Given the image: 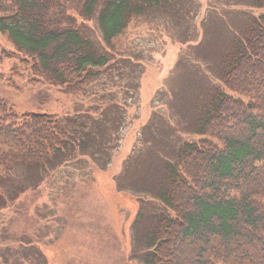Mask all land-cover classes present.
<instances>
[{"label": "trees", "instance_id": "obj_1", "mask_svg": "<svg viewBox=\"0 0 264 264\" xmlns=\"http://www.w3.org/2000/svg\"><path fill=\"white\" fill-rule=\"evenodd\" d=\"M186 3L0 0V33L34 78L72 93L115 64L110 62L133 21L159 14L177 18ZM249 3L263 12L250 15L227 45L213 51L214 63L208 62L219 84L190 109L196 139L184 141L171 157L159 154L161 171L139 187L161 207L145 214L142 206L149 202L141 204L135 215L133 225L142 226L136 249L141 264H264V0ZM93 17L97 42L86 23ZM113 110L101 119L84 112L18 114L0 98V210L25 189L12 188L18 165L41 170L83 154L107 165L104 144L122 114L112 116ZM149 131L138 148L154 138ZM3 248L12 252L7 264H46L38 247L24 249L25 257Z\"/></svg>", "mask_w": 264, "mask_h": 264}, {"label": "rangeland", "instance_id": "obj_2", "mask_svg": "<svg viewBox=\"0 0 264 264\" xmlns=\"http://www.w3.org/2000/svg\"><path fill=\"white\" fill-rule=\"evenodd\" d=\"M183 8L177 18L159 14L133 21L110 62L115 64L72 93L34 78L0 33V98L14 112H84L95 119L109 109L116 108L112 116L122 112L104 144L107 165L83 154L41 170L14 168L9 187L25 189L0 210V264L12 255L3 247L16 249V257L38 247L46 264H141L136 249L142 226L133 225L135 215L141 204L149 202L142 206L145 214L161 207L139 187L161 171L160 155L171 157L184 141L196 139L190 109L219 84L208 65L213 51L227 45L250 15L263 12L249 0H187ZM86 23L97 42L95 17ZM149 127L155 140L140 149ZM134 154H141L137 163Z\"/></svg>", "mask_w": 264, "mask_h": 264}]
</instances>
